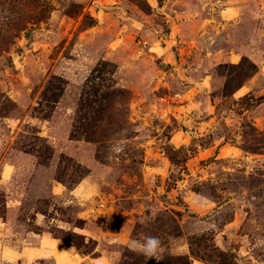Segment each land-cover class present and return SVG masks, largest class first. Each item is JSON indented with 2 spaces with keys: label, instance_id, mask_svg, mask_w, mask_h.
I'll use <instances>...</instances> for the list:
<instances>
[{
  "label": "rangeland",
  "instance_id": "374dc122",
  "mask_svg": "<svg viewBox=\"0 0 264 264\" xmlns=\"http://www.w3.org/2000/svg\"><path fill=\"white\" fill-rule=\"evenodd\" d=\"M65 251L264 264V0H0V264Z\"/></svg>",
  "mask_w": 264,
  "mask_h": 264
},
{
  "label": "clouds",
  "instance_id": "9594fccd",
  "mask_svg": "<svg viewBox=\"0 0 264 264\" xmlns=\"http://www.w3.org/2000/svg\"><path fill=\"white\" fill-rule=\"evenodd\" d=\"M127 247L144 254L148 259L155 258L157 261L162 259L163 244L159 236L145 234L140 239L130 240Z\"/></svg>",
  "mask_w": 264,
  "mask_h": 264
},
{
  "label": "crops",
  "instance_id": "0c3cea01",
  "mask_svg": "<svg viewBox=\"0 0 264 264\" xmlns=\"http://www.w3.org/2000/svg\"><path fill=\"white\" fill-rule=\"evenodd\" d=\"M40 250V248H35V247H32V251H30V255H33V254H35V259H37V258H39L41 255L40 254H38V251ZM56 252V250L54 249V248H52L51 249V251L49 250V251H47V255H49V254H51V253H49V252ZM66 253H64V254H60L59 255V257H58V263L59 264H65V259H62L63 257H65L66 256V254H69L67 251H65ZM57 253V252H56ZM32 257V256H31ZM28 258V261H31V259H30V257L28 256V257H25V259H27ZM71 259V258H70ZM106 261L104 260V256H99V257H96V264H107V263H105Z\"/></svg>",
  "mask_w": 264,
  "mask_h": 264
},
{
  "label": "trees",
  "instance_id": "16d2710c",
  "mask_svg": "<svg viewBox=\"0 0 264 264\" xmlns=\"http://www.w3.org/2000/svg\"><path fill=\"white\" fill-rule=\"evenodd\" d=\"M224 253V252H223ZM183 260H186V262L190 263L188 259L181 257Z\"/></svg>",
  "mask_w": 264,
  "mask_h": 264
}]
</instances>
